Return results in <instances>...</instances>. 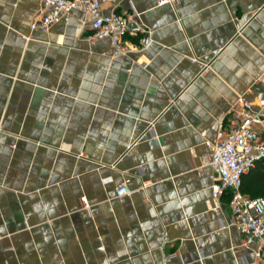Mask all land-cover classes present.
Here are the masks:
<instances>
[{
	"label": "crops",
	"instance_id": "1",
	"mask_svg": "<svg viewBox=\"0 0 264 264\" xmlns=\"http://www.w3.org/2000/svg\"><path fill=\"white\" fill-rule=\"evenodd\" d=\"M98 1L148 43L115 60L79 11L32 31L42 0H0V264H264L205 145L262 95L264 0Z\"/></svg>",
	"mask_w": 264,
	"mask_h": 264
},
{
	"label": "built area",
	"instance_id": "2",
	"mask_svg": "<svg viewBox=\"0 0 264 264\" xmlns=\"http://www.w3.org/2000/svg\"><path fill=\"white\" fill-rule=\"evenodd\" d=\"M166 0H160L164 3ZM80 12V19L88 17L91 41L108 39L112 58L122 59L131 50L129 36L140 35V47L148 43L145 26L136 20V12H104L98 0H42L30 29L45 30L54 23L67 20L72 11ZM194 61V60H192ZM262 95L255 102L239 96L230 111V120L216 132L215 141H205L210 150L208 165L210 176V209L220 208V199L228 196L230 219L228 227L234 228L242 238L241 246L250 249L254 258L264 263V196L249 197L242 192V176L257 162L264 164V71L261 76ZM132 191L126 183L114 188L116 197L129 196ZM84 207H88L82 197ZM2 236L0 235V239ZM232 264H248L233 259Z\"/></svg>",
	"mask_w": 264,
	"mask_h": 264
},
{
	"label": "trees",
	"instance_id": "3",
	"mask_svg": "<svg viewBox=\"0 0 264 264\" xmlns=\"http://www.w3.org/2000/svg\"><path fill=\"white\" fill-rule=\"evenodd\" d=\"M242 192L249 197L263 196L264 194V164L257 162L242 176Z\"/></svg>",
	"mask_w": 264,
	"mask_h": 264
},
{
	"label": "rangeland",
	"instance_id": "4",
	"mask_svg": "<svg viewBox=\"0 0 264 264\" xmlns=\"http://www.w3.org/2000/svg\"><path fill=\"white\" fill-rule=\"evenodd\" d=\"M263 196H264V194H263Z\"/></svg>",
	"mask_w": 264,
	"mask_h": 264
}]
</instances>
